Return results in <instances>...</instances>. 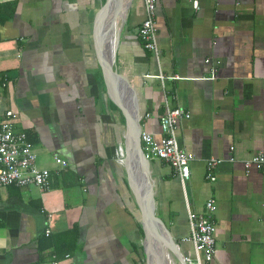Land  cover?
<instances>
[{
  "label": "crops",
  "instance_id": "crops-1",
  "mask_svg": "<svg viewBox=\"0 0 264 264\" xmlns=\"http://www.w3.org/2000/svg\"><path fill=\"white\" fill-rule=\"evenodd\" d=\"M10 1L13 11L4 5ZM192 1L158 0L157 60L137 35L143 0H117L125 22L116 66L134 89L141 123L156 138L165 95L190 113L177 138L193 154L186 181L191 207L201 212L208 198L217 206L209 264H264V168L243 166L264 153V0H197V8ZM96 2L0 0V113L18 112L37 164L51 169L48 189L0 188V264H143L124 124L97 56ZM214 67L215 78L204 79ZM160 71L181 78L168 79L164 89L155 77ZM54 156L68 166L57 170ZM211 157L224 159L214 181L206 177ZM165 166L153 160L155 211L190 255L191 246L181 242L188 225L180 180ZM72 227L76 239L67 232ZM73 240V250L65 251Z\"/></svg>",
  "mask_w": 264,
  "mask_h": 264
},
{
  "label": "built area",
  "instance_id": "built-area-1",
  "mask_svg": "<svg viewBox=\"0 0 264 264\" xmlns=\"http://www.w3.org/2000/svg\"><path fill=\"white\" fill-rule=\"evenodd\" d=\"M158 0H143L144 18L138 27L137 35L144 49L159 60L160 49L157 41L156 27V5ZM194 8L198 7V1L193 0ZM211 59H205L209 63ZM220 61H215V66ZM216 67L211 71V75L204 79H214L216 76ZM145 77H153L147 73ZM165 89V82L168 79L177 80L181 76L178 74L165 75L159 72L155 75ZM6 83L3 82L2 86ZM18 112L12 109H6L0 113V188L7 185L28 186L35 185L42 189L50 187L51 169L40 167L37 164V155L34 150V144L29 140L27 133L18 128ZM145 118L149 114L144 115ZM190 118V113L183 106L172 105L169 95H165L164 112L159 117V126L161 135L156 138L150 131L144 128L140 134L142 149L145 156L151 160L159 159L170 167L172 172L179 178L182 193L184 197V206L187 217L188 234L181 238V242L188 243L191 246V254H184V261L187 264H209L215 255V233L216 222L213 214L217 209L215 200L208 198L204 203V210L201 212L194 210L186 194V181L190 178V162L193 154L182 148L178 142L177 129L182 119ZM233 146L230 150H233ZM54 163L57 170L66 168L68 162L54 156ZM224 159L211 157L206 162V177L214 181L216 179L214 169ZM229 161H234L235 157L230 156ZM246 172L252 169L260 170L264 168V153L258 152L251 155L243 161ZM47 234L50 229H46ZM68 257V255L66 256ZM52 264H62L60 260L54 259Z\"/></svg>",
  "mask_w": 264,
  "mask_h": 264
},
{
  "label": "water",
  "instance_id": "water-1",
  "mask_svg": "<svg viewBox=\"0 0 264 264\" xmlns=\"http://www.w3.org/2000/svg\"><path fill=\"white\" fill-rule=\"evenodd\" d=\"M97 56L110 98L124 117V166L129 187L134 194L142 227L143 264H168L167 255L174 264H187L181 245L172 236L165 222L156 214L153 160L143 152L140 134L141 117L134 89L124 73L116 66V49L125 11L117 12V0H97L95 3ZM120 15V16H119Z\"/></svg>",
  "mask_w": 264,
  "mask_h": 264
},
{
  "label": "trees",
  "instance_id": "trees-1",
  "mask_svg": "<svg viewBox=\"0 0 264 264\" xmlns=\"http://www.w3.org/2000/svg\"><path fill=\"white\" fill-rule=\"evenodd\" d=\"M5 6L6 5H10L9 7H11V9H12V11L15 9V3L13 2V1H10V2H7L6 4H4ZM7 7V6H6ZM11 11V12H12ZM117 109H118V107L117 106H115ZM119 110V109H118ZM119 114H120V116H121V118H122V120H123V122H124V117H123V115H122V113H121V111L119 110ZM68 233H73V236H74V238L76 239L77 238V231H76V229H75V227H72V229L70 230V231H67ZM178 242V241H177ZM74 240H73V242H72V244H70V245H67L66 247H65V251H71V250H73V248H74Z\"/></svg>",
  "mask_w": 264,
  "mask_h": 264
},
{
  "label": "bare ground",
  "instance_id": "bare-ground-1",
  "mask_svg": "<svg viewBox=\"0 0 264 264\" xmlns=\"http://www.w3.org/2000/svg\"><path fill=\"white\" fill-rule=\"evenodd\" d=\"M166 260L168 261V264H173V263H172V258L169 257L168 255H167V257H166Z\"/></svg>",
  "mask_w": 264,
  "mask_h": 264
},
{
  "label": "rangeland",
  "instance_id": "rangeland-1",
  "mask_svg": "<svg viewBox=\"0 0 264 264\" xmlns=\"http://www.w3.org/2000/svg\"><path fill=\"white\" fill-rule=\"evenodd\" d=\"M165 167H167V168H168V166H165Z\"/></svg>",
  "mask_w": 264,
  "mask_h": 264
}]
</instances>
